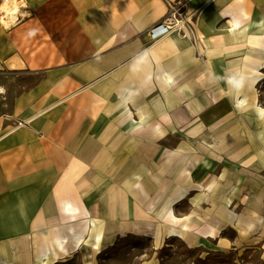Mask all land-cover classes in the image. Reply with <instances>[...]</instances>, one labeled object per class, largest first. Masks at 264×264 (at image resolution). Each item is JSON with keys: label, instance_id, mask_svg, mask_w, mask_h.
I'll return each mask as SVG.
<instances>
[{"label": "crops", "instance_id": "0c3cea01", "mask_svg": "<svg viewBox=\"0 0 264 264\" xmlns=\"http://www.w3.org/2000/svg\"><path fill=\"white\" fill-rule=\"evenodd\" d=\"M16 1L14 24L0 16V264L10 245L39 264L41 236L58 259L79 236L113 246L200 164L209 193L168 235L264 264V0H189L191 32L157 43L147 31L177 0Z\"/></svg>", "mask_w": 264, "mask_h": 264}, {"label": "rangeland", "instance_id": "374dc122", "mask_svg": "<svg viewBox=\"0 0 264 264\" xmlns=\"http://www.w3.org/2000/svg\"><path fill=\"white\" fill-rule=\"evenodd\" d=\"M183 35V34H182ZM184 36V35H183ZM31 79L23 77L14 81V84H31ZM258 99L262 97L264 92V80L258 86H256ZM11 100L7 102L6 111H10ZM261 105V104H260ZM197 149V147H195ZM201 159H204L201 157ZM184 162L186 158L183 159ZM191 161L190 158H187ZM206 160V159H205ZM206 162V161H205ZM204 162V163H205ZM131 164H129L130 166ZM189 165L186 163L183 166V173L185 175ZM191 178L186 182L189 186L188 189H184L187 195L181 200H177L175 203H166L164 200L161 204H158L155 208L147 207L146 211L152 218V224L146 225L144 222H138L141 226L135 228L136 233H128L126 236L116 239L113 246H109L106 249L99 252L92 247L90 240L75 252L63 259H55L52 255L46 256L43 253V247L48 246L41 236L40 239V260L39 264H141L146 261H155L158 264H261V254L259 249H246L243 251H221L215 242L206 243L205 247L193 248L185 242L181 237L174 234H169L166 231L162 222L170 219L169 217L189 215L192 212L193 199L197 198L198 194L202 193L207 195L209 193L207 184L208 168L207 164L196 165L190 167ZM127 179L135 178L138 174H134L135 171L129 170ZM221 174L216 170V178ZM139 179V178H138ZM203 184H195L196 180L202 181ZM175 201V200H174ZM169 204V205H168ZM165 205L168 206V212L165 213ZM42 209V208H41ZM170 210V213H169ZM150 218V219H151ZM157 221V222H156ZM159 221V222H158ZM159 225L156 227V224ZM76 223H72L75 228ZM143 225V226H142ZM158 231L159 236L153 235L152 232ZM230 238L234 237V232H224ZM85 239H83L84 242ZM53 239H51V244ZM50 245V243H49ZM106 247V246H105ZM51 248V245H50ZM53 248V247H52ZM16 247L10 245L8 247L7 258L3 255L4 260L1 264H28L31 261V249L27 246L23 248V256L18 257L16 260L15 254ZM22 259V261H21Z\"/></svg>", "mask_w": 264, "mask_h": 264}, {"label": "built area", "instance_id": "2783aa9c", "mask_svg": "<svg viewBox=\"0 0 264 264\" xmlns=\"http://www.w3.org/2000/svg\"><path fill=\"white\" fill-rule=\"evenodd\" d=\"M188 2L189 0H177L175 3H169L167 16L147 31L150 43H157L174 34L186 36L187 33L191 32V18L187 14Z\"/></svg>", "mask_w": 264, "mask_h": 264}, {"label": "bare ground", "instance_id": "6f19581e", "mask_svg": "<svg viewBox=\"0 0 264 264\" xmlns=\"http://www.w3.org/2000/svg\"><path fill=\"white\" fill-rule=\"evenodd\" d=\"M17 5V1L16 0H4L3 3L0 5V16L3 20L4 26L6 28H9L12 24H14L15 20H16V14L17 12L15 11V6ZM261 76H259L258 78H256L255 81V87L260 85L262 83V81L264 80V75L260 74ZM256 91V90H255ZM257 94V91H256ZM88 223H85L84 229L86 230L88 227ZM58 242V249L61 250L63 253H69V250L64 248L62 246V243L64 245L65 240H57ZM83 243V237L79 236L78 240L75 244V251H77L80 246ZM55 259L59 258V254L57 253H52Z\"/></svg>", "mask_w": 264, "mask_h": 264}]
</instances>
